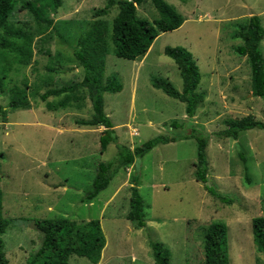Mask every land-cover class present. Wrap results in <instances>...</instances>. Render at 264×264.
<instances>
[{"label": "rangeland", "instance_id": "rangeland-1", "mask_svg": "<svg viewBox=\"0 0 264 264\" xmlns=\"http://www.w3.org/2000/svg\"><path fill=\"white\" fill-rule=\"evenodd\" d=\"M25 1V0H24ZM184 21L172 31L161 32L142 59L117 57L108 43L105 73L115 75L123 87L104 93V110L109 115L118 142L134 147L156 135L209 134L207 185L232 199L212 196L194 177L197 142L194 137L177 138L155 146L134 163L120 168L91 201H82L92 188L100 162L113 160L116 146L100 151L103 126L79 125L92 108L86 88L78 107L47 110L38 96L30 98L28 109H7L8 88L22 85L28 92H43L81 80L83 69L73 55L80 36L96 19L108 24L117 13L113 6L105 16L95 10L106 0H62L52 19L37 22L21 9L17 0L7 27L31 34L33 56L27 65L18 64L15 53L0 47V74L6 68L0 92V204L8 220L2 238L8 264H23L41 243L37 219L66 216L76 221L99 219L106 239L99 264H155L149 242L169 249L170 264H202L203 229L212 221L227 227L230 264H264L256 249L251 219L264 215V129L243 130L237 139L221 137L224 119L252 114L264 120L263 100L251 94L250 67L234 47L237 25L259 15L264 27V0H166ZM137 14L150 22L157 12L150 0L137 6ZM4 30L0 29V40ZM166 46H181L192 53L199 71L196 88L205 94L193 117L185 104L151 85L152 76L167 77L182 90V78ZM264 56V38L260 44ZM10 65V67H8ZM50 68V69H49ZM5 70V69H4ZM62 96H50L57 101ZM6 109V111H4ZM176 121L179 126L172 127ZM137 129L133 135L131 128ZM243 155L245 164L240 159ZM245 167L250 178L245 179ZM138 177L146 224L136 227L126 219L130 190L127 183ZM69 264H91L87 258L71 255Z\"/></svg>", "mask_w": 264, "mask_h": 264}, {"label": "trees", "instance_id": "trees-1", "mask_svg": "<svg viewBox=\"0 0 264 264\" xmlns=\"http://www.w3.org/2000/svg\"><path fill=\"white\" fill-rule=\"evenodd\" d=\"M143 1L106 0L104 6L95 10L96 16H105L110 12L111 7L117 6L118 8L110 24L105 20L96 19L92 21L90 29L79 37L73 55L83 69L81 80L53 88L49 87L38 93L37 90L28 92L29 84L26 79H23L22 85L14 84L8 88L9 101L6 108L10 110L28 109L31 106L32 96H38L45 102L47 110L56 111L59 108H66L72 105V102L79 107L82 97L77 91L80 88H86L92 113L90 118L79 119L77 123L84 126H103L104 130L99 135L100 151H105L110 143L115 144L117 151L113 160L98 164L92 188L86 192L82 201L91 202L101 190L107 187L120 168L133 164L136 157H142L158 144L169 143L177 138L194 137L197 142L193 173L195 179L202 182L204 189L212 196L223 202L231 203V198L207 185L209 170L207 145L210 137L208 133L207 135L197 134L192 129L190 134L180 136L156 135L130 148L118 142L112 120L104 110V93H115L123 87L115 75L105 73L109 41L112 42L113 52L117 57L128 60L142 59L161 32L177 29L184 21L181 13L166 0H150L157 12V17L150 22L137 14V6ZM16 3L17 0H0V29L4 30L0 47L13 51L16 54L14 60L18 64L27 65L33 56V36L7 27ZM61 4L62 0H23L21 9L27 10L37 22L42 20L50 24L52 19L48 18L46 13L56 12ZM233 37L242 40L241 44L234 47V51L248 62L251 94L262 98L264 108V56L260 47L264 38V27L260 16L256 14L248 16L243 23L237 25ZM164 53L173 59L179 69L182 90H177L172 82L163 76H152L151 85L183 102L186 114L193 117L199 104L205 98L204 92L196 90L200 81L198 65L192 53L184 47L166 46ZM1 71L0 92H3L7 77L6 68H2ZM50 96L62 97L57 101H49L47 98ZM224 124L225 127L218 132L224 138L237 139L243 130L264 129V120L256 119L252 114L225 118ZM171 126L178 127L179 124L173 121ZM3 156L4 154L0 152V158ZM240 159L245 164L246 160L243 155H240ZM245 179L247 183L250 182L247 167H245ZM129 190V210L126 213V219L136 227H144L146 224L145 206L139 193L137 175H132ZM34 225L41 233V243L35 251L28 255L23 264H69L71 255L85 257L91 264L99 262L106 245L99 219L76 221L66 216H57L37 219ZM7 226L8 220L2 216L0 204V264H8L2 238ZM227 231L228 227L222 221H212L203 229L204 259L202 264H230ZM251 234L256 249L264 254V215L252 217ZM149 244L155 264H170V253L167 247L157 241H150Z\"/></svg>", "mask_w": 264, "mask_h": 264}, {"label": "built area", "instance_id": "built-area-1", "mask_svg": "<svg viewBox=\"0 0 264 264\" xmlns=\"http://www.w3.org/2000/svg\"><path fill=\"white\" fill-rule=\"evenodd\" d=\"M131 129H132V130H131L132 134H133V135H136V134H137V129H135L134 127H132Z\"/></svg>", "mask_w": 264, "mask_h": 264}, {"label": "crops", "instance_id": "crops-1", "mask_svg": "<svg viewBox=\"0 0 264 264\" xmlns=\"http://www.w3.org/2000/svg\"><path fill=\"white\" fill-rule=\"evenodd\" d=\"M132 148V147H131ZM128 187H130L131 183H127ZM106 246V245H105ZM105 248V247H104ZM102 255V254H101ZM100 262H98L97 264H99Z\"/></svg>", "mask_w": 264, "mask_h": 264}]
</instances>
